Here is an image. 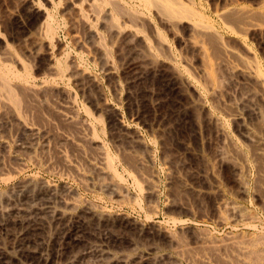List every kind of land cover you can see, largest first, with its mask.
<instances>
[{"label": "rangeland", "instance_id": "374dc122", "mask_svg": "<svg viewBox=\"0 0 264 264\" xmlns=\"http://www.w3.org/2000/svg\"><path fill=\"white\" fill-rule=\"evenodd\" d=\"M78 1L0 0V70L15 68L16 74L29 72L31 78V84L10 81L11 87L19 85L12 87L19 97L17 106L3 104L0 98V224L7 227L0 231V264H151L156 259L157 264L248 263L242 246L254 239L264 249V157L256 155L255 144L243 140L241 122L229 118L235 113L227 108L233 78L215 68V96L201 89L204 107L200 109L177 75L202 82L205 78L200 73L207 62L203 64L199 52L187 44L183 29L168 30L156 21L164 38L163 47L158 48L146 28L135 30L120 20L124 24L119 22L116 34L112 21L105 26L111 16L106 19L99 14L97 21L91 8H77ZM197 1L218 28L222 23L214 13L230 2L264 15V0ZM45 10L54 19L53 34L43 24ZM262 18L257 22L261 27L251 30L244 42L264 72ZM221 35L227 47L239 46L229 32ZM145 38L158 56L155 63L143 58ZM4 46L11 51L8 57L1 51ZM50 67L55 76L49 75ZM205 82L200 84L206 89ZM17 109L20 114L15 113ZM240 112L246 124L264 135L257 118ZM209 115L226 135L225 150L232 155L228 161L217 157L220 143ZM93 132L96 135L91 136ZM98 150L113 159L118 180ZM61 155L67 158V166L61 165ZM235 160L247 165L244 192L239 189ZM227 205H239L240 214L232 218ZM72 228H80L79 239L63 234ZM202 242L209 246L203 247ZM206 246L208 254L201 257ZM213 247L218 253L212 252Z\"/></svg>", "mask_w": 264, "mask_h": 264}, {"label": "bare ground", "instance_id": "6f19581e", "mask_svg": "<svg viewBox=\"0 0 264 264\" xmlns=\"http://www.w3.org/2000/svg\"><path fill=\"white\" fill-rule=\"evenodd\" d=\"M29 1V0H28ZM75 1V0H74ZM197 1V0H196ZM195 0H79V7L77 8H82V6L86 5L87 7L91 8V10L93 11V13H95L94 15H96V20L98 21V16H101L99 14H102L103 16H106V19H107V16H111L110 20L109 21H105L107 22H104L103 19L100 20L103 21V23L105 24V26L108 24H110V22L112 21L115 25V28H113L114 30H118L116 32V34H119L120 33V28L118 27V24L120 22V20H123L125 22H127L129 24V26L131 27H134V28H140L139 31H141V29H144L146 28L147 31L151 34V36L153 35V38L156 39V42H157V45H158V48H162L163 45H164V38H163V35L162 33H160L158 27L155 26V22L157 21L158 23L160 22L164 27L166 26L168 28V30H176L177 28H181L183 29V32L188 35V43L190 48L192 49H196L197 52H199V54L201 55L200 57L202 58L201 61H203V64H205L204 62H207V68L204 66L205 69H201V73L205 80H202V82L200 81H196L194 79H192L191 77H189L190 75L188 76H185L183 75L182 73H178V78L181 82V85L183 86V88L185 89V91L188 93L187 95L190 96V99H192V103L194 105H196L197 107H199L200 109L204 107V101L202 99V94H201V89L203 90H206L207 91H210L214 94L215 96V93H216V90L214 89V87L216 86L217 87V83L215 84L216 81H214V79L216 80L217 77L214 78L215 76V68L218 70L220 69H223L226 74V76H231L233 78V88H232V97H231V93H229V96L232 98L229 101H226L227 103H225V105L227 104V108H232L234 109L235 113L232 115V117L230 116L229 118H233L234 120H238L239 123L241 122L240 124V128H241V132H242V138L245 142H247L248 144L249 143H252V144H255L257 146L256 148V155H259V156H262L264 157V135L262 133H259L255 130V128H253L252 126H249L248 124H246V121H244V117L242 115V113L240 111H244V112H248L250 113L252 116H254L255 118H257V120L260 121L261 125L264 126V72H263V69L261 68L259 62L256 61V59H254L253 57H251V54L249 53V50L246 49V46H245V42H244V38L246 37V35H248V33L251 31V30H257L259 29L258 27L261 25L258 24L257 22L259 20H261L262 17H264V15L262 14L261 17L260 15L258 16V14H256L257 10H255L256 13L251 12L250 10H247L246 8L244 7H240V6H236L234 4H231L228 3V4H225L223 5L222 9L218 12H215L214 14L217 16L218 20L221 21L222 23V28H218L214 22L211 20L210 21V18L208 19L207 16H205L204 14V10L202 11L201 8H202V5L200 3V5L198 6V1L196 2ZM33 2V1H32ZM31 2V3H32ZM200 2V1H199ZM34 3V2H33ZM71 4V3H70ZM36 3L33 4V7L36 8ZM58 5V4H57ZM31 6V5H30ZM38 6V5H37ZM39 8V7H38ZM37 8V9H38ZM42 8V7H40ZM30 9V8H29ZM46 9V8H45ZM55 9V7H54ZM203 9V8H202ZM78 10V9H77ZM82 10V9H81ZM87 10V9H86ZM38 11V10H37ZM90 11V14L91 12ZM46 12V10L44 11ZM260 11H258L259 13ZM53 13V12H52ZM78 13V12H77ZM256 14L259 19H257V16L254 15ZM47 15H44V19L46 18V23H43L46 25L48 31L52 32L53 28V24H54V19L51 17V15L49 13L46 12ZM82 14V13H81ZM254 16L256 18H254ZM82 17V16H81ZM93 17V16H92ZM80 18V17H79ZM104 18V17H103ZM254 18V19H253ZM101 19V18H99ZM112 19V20H111ZM264 18H262V21H263ZM43 20V19H42ZM85 20V19H84ZM41 21V20H40ZM96 21V22H97ZM42 22H45L44 20ZM41 22V23H42ZM39 23V22H38ZM56 23V22H55ZM85 23V22H84ZM122 23V22H120ZM40 24V23H39ZM112 24H110L109 26H111ZM124 24V22L122 23ZM157 25V24H156ZM102 26V25H101ZM108 26V25H107ZM108 26V27H109ZM38 27H41V26H38ZM44 27V25L42 26ZM54 27V26H53ZM92 27V26H91ZM114 27V26H113ZM122 27V26H120ZM88 28V27H86ZM104 28V27H103ZM126 28V27H125ZM135 29V30H138V29ZM166 28V29H167ZM38 29V28H37ZM44 31L46 30L47 32V29L46 28H43ZM96 29V28H95ZM111 29V28H110ZM108 28V31L110 30ZM111 29V30H113ZM134 30V31H135ZM42 30L43 33L45 34H48L50 35L48 32H44ZM56 31V30H55ZM229 32L230 34H232L233 36H235L237 38V41H238V45L237 48H231V47H227V45L224 43L223 41V37L221 35L222 32ZM94 32V31H93ZM111 32V31H110ZM122 32V30H121ZM137 32V31H136ZM176 32V31H174ZM181 32V31H180ZM39 33V32H38ZM54 33V31L52 32V34ZM109 33V32H108ZM113 33V32H112ZM131 34V33H130ZM135 34V33H134ZM141 34H143L141 32ZM177 34V33H176ZM253 34V33H252ZM40 35V34H39ZM42 35V34H41ZM40 35V36H41ZM139 35V34H138ZM119 36V35H118ZM136 36V35H135ZM176 36V35H175ZM230 36V35H229ZM47 37V36H46ZM51 37V36H49ZM53 37V35H52ZM97 37V35H96ZM137 37V36H136ZM145 37V36H144ZM175 38V37H174ZM53 39V38H52ZM131 39V38H130ZM48 41L51 40V38L47 39ZM148 40L147 38L144 39V59L146 61H148L149 63H155L157 61V57L154 53H152L151 51V48H150V44H149V41H146ZM51 42V41H50ZM49 42V43H50ZM148 42V43H147ZM187 42V41H186ZM226 42V41H225ZM231 42V41H230ZM236 42V41H235ZM101 43V42H100ZM51 44V43H50ZM4 45V44H3ZM48 45V44H47ZM167 45V44H165ZM102 46V45H101ZM54 47V46H53ZM236 47V45L234 46ZM51 48V47H50ZM52 49V48H51ZM51 49H50V54L52 53L51 52ZM103 49V48H102ZM163 50V49H162ZM165 50V49H164ZM3 51L2 53L4 55H6V57H8V55L10 54L9 51H8V47L4 46L3 47ZM48 51V50H47ZM11 52V51H10ZM141 52V51H140ZM162 52V51H160ZM48 53V52H47ZM46 53V54H47ZM48 53V54H49ZM142 54V53H141ZM2 55V54H1ZM104 55V54H103ZM49 56V55H48ZM66 56V55H65ZM64 56V57H65ZM107 56V55H106ZM13 57V55H12ZM108 57V56H107ZM8 59V58H7ZM64 59V58H63ZM67 57H65L64 60H66ZM10 60V59H9ZM171 60V59H170ZM14 61V59H13ZM57 61V60H56ZM7 62V61H6ZM59 62V61H57ZM74 62V61H73ZM5 63V62H4ZM13 63V62H12ZM51 63V62H50ZM49 63V64H50ZM67 63V62H66ZM65 63V65H67ZM8 64V63H7ZM56 64V63H55ZM58 64V63H57ZM56 64V66H57ZM60 64V63H59ZM59 64H58V67H59ZM3 65V64H2ZM5 66V65H3ZM10 66V65H9ZM51 66V65H49ZM8 67V66H6ZM22 67V66H21ZM48 67V65H47ZM53 67V66H52ZM56 67V68H58ZM64 67H67V66H64ZM72 67V66H71ZM28 68V67H27ZM68 68V67H67ZM66 68V69H67ZM75 68V69H74ZM2 69H4L2 67ZM12 69H15V68H12ZM12 69H10L9 67L4 69V70H0V91L6 95V100L3 98V96H1L0 94V98H2V100L0 99V101L4 102V101H7L6 103H11L9 105H12V106H17L19 103V97H16V94L14 93V89L15 88H12V87H17L19 85H16L15 84L11 87V82L12 80H17L21 83H25V84H31V78H30V75L26 72L25 74L23 75H19V73H15L12 71ZM25 71V68H21ZM47 69V68H46ZM64 68V71L66 70ZM59 70V69H58ZM61 70V69H60ZM76 73L78 74H81L79 73L77 70L78 68L74 67L73 66V69ZM174 70L176 71V68H174ZM222 70V71H223ZM48 71V70H46ZM52 71L51 67H50V72ZM56 71V69H55ZM67 71V70H66ZM65 71V73H66ZM178 71V70H177ZM176 71V73H177ZM57 72V71H56ZM182 72V71H181ZM184 72V71H183ZM23 73V71H22ZM49 73V72H48ZM64 73V72H63ZM64 73V74H65ZM54 74V72H53ZM52 72L51 74H49L50 76L53 75ZM59 74H61V72H59ZM67 74V73H66ZM74 74V73H73ZM224 74V73H222ZM44 75H47V74H44ZM58 77V74H56ZM63 74H61L62 76ZM219 75V74H218ZM221 75V74H220ZM50 76H48L49 78H51ZM55 76V74L53 75ZM78 76V75H77ZM80 76V75H79ZM78 76V77H79ZM82 76V74H81ZM224 76V75H223ZM75 77V75H74ZM219 77V76H218ZM230 78V77H228ZM33 79V78H32ZM54 79H57V78H54ZM60 79V78H58ZM65 79V78H64ZM221 79V77H220ZM53 80V79H52ZM62 80V79H61ZM44 81V80H43ZM205 82L207 88L205 89V85L204 87H202L203 85V82ZM16 82V81H15ZM202 83V85L200 83ZM42 84H44L42 82ZM24 85V84H23ZM45 85V84H44ZM48 85V84H46ZM54 85V84H53ZM215 85V86H214ZM32 86V85H31ZM36 86V84H35ZM33 87V86H32ZM46 87V86H45ZM19 88V87H18ZM17 88V89H18ZM21 88V86H20ZM25 89V91L27 90L26 89V86L23 87ZM28 88V87H27ZM31 89L28 88V90ZM35 89V87H34ZM49 89V88H48ZM16 90V89H15ZM27 90V91H28ZM38 90V89H37ZM44 90V89H43ZM24 91V92H25ZM16 92V91H15ZM18 92L20 93V89H18ZM23 92V90H22ZM21 92V93H22ZM23 92V93H24ZM29 92L32 93V91L29 90ZM28 92V93H29ZM35 92V91H33ZM231 92V91H230ZM26 93V92H25ZM36 93V92H35ZM218 93V92H217ZM27 94V93H26ZM211 94V93H210ZM18 95V94H17ZM20 95V94H19ZM31 95V94H30ZM32 95H34L32 93ZM35 96V95H34ZM33 96V98H34ZM71 96V95H70ZM69 96V97H70ZM20 97H25L23 94L20 95ZM28 97V95H27ZM36 97V96H35ZM68 97V98H69ZM22 98V100H24ZM230 98H228L227 100H229ZM21 100V102H22ZM68 100V99H67ZM35 101V100H34ZM216 101V100H215ZM219 100H217L218 102ZM20 102V105H22ZM73 102V101H72ZM45 103V102H43ZM5 104V102L3 103ZM23 104H26V103H23ZM31 105V104H30ZM35 105V104H34ZM5 106V105H4ZM11 106V108H12ZM67 106V105H66ZM217 106V104H216ZM224 106V105H223ZM230 106V107H229ZM25 108V107H24ZM46 108V106H45ZM50 108V107H49ZM67 108V107H66ZM69 108V107H68ZM198 108V109H199ZM221 108V107H220ZM224 108V107H223ZM226 108V107H225ZM6 109H8L6 107ZM13 109V108H12ZM11 109V111H12ZM34 109V108H33ZM75 109V108H74ZM10 110V109H9ZM72 110V109H71ZM10 111V112H11ZM14 111V109H13ZM17 113V111L19 112V109L15 110ZM228 111V110H227ZM230 111V109H229ZM233 111V110H232ZM46 112V111H45ZM68 112V111H67ZM71 112V111H70ZM4 113V112H3ZM25 113V112H24ZM224 113V112H223ZM20 114V112H19ZM18 114V115H19ZM36 114V113H35ZM61 114L62 116V113H59ZM228 114V113H227ZM16 115V114H15ZM27 115V114H26ZM32 115V114H31ZM68 115V114H67ZM74 115V113H73ZM76 115V114H75ZM89 115V114H88ZM25 116V115H24ZM60 116V115H59ZM66 116V115H65ZM65 116H63V118H66ZM90 116V115H89ZM199 116V115H198ZM5 117V116H4ZM75 117V116H74ZM91 117V116H90ZM208 119H209V123H212L215 125V127L217 128V138L219 140V147L217 149V157H219L218 159L220 160H227V157H231L232 155H229L227 154L226 152V145H225V142L226 141V135L224 134V131H223V128L220 127V125H218L219 123L217 122V120L215 118H212L210 115L209 116H206ZM214 117V116H213ZM15 118V117H14ZM51 118V117H50ZM60 118V117H59ZM228 118V119H229ZM249 118V117H248ZM28 119V118H27ZM31 119V118H30ZM71 119V118H70ZM93 119V118H91ZM232 119V120H233ZM251 119V118H250ZM51 120V119H50ZM65 120V119H64ZM25 121V120H24ZM67 121V120H65ZM73 121V120H72ZM46 122V121H45ZM17 123V122H16ZM49 123V122H48ZM68 123V122H67ZM70 123V122H69ZM87 123V122H86ZM47 124V122H46ZM64 124V123H63ZM66 124V122H65ZM79 124V122H78ZM77 124V125H78ZM229 124V123H228ZM22 125V124H21ZM43 125V124H42ZM54 125V124H53ZM222 125V124H221ZM258 125V124H257ZM55 126V125H54ZM81 126V125H79ZM51 127V126H50ZM77 127V126H76ZM82 127V126H81ZM54 128V127H53ZM52 128V129H53ZM29 129V128H28ZM257 129V128H256ZM92 130V129H91ZM31 131V130H29ZM35 131V130H34ZM33 131V132H34ZM94 131V130H93ZM262 132V131H260ZM54 133V132H53ZM85 133V132H84ZM83 133V134H84ZM264 133V132H263ZM94 132L93 134H90L91 136L93 135L94 136ZM33 135V134H32ZM96 135V134H95ZM34 136V135H33ZM69 136V135H68ZM89 136V135H88ZM216 136V134H215ZM36 137V136H34ZM85 137V136H84ZM61 138V137H60ZM59 138V139H60ZM92 138V137H91ZM63 139V138H62ZM93 139V138H92ZM229 140V139H228ZM230 141V140H229ZM64 142V141H63ZM83 142V140H82ZM67 143V142H66ZM233 143V142H232ZM135 145V144H133ZM250 145V144H249ZM91 146V145H90ZM89 146V147H90ZM86 147V145H85ZM98 147V146H97ZM33 148V147H32ZM92 147H90L91 149ZM237 148V147H236ZM97 149H100V148H97ZM108 149V148H107ZM144 149V148H143ZM83 150V149H82ZM93 150V149H92ZM96 150V149H95ZM99 151V150H98ZM102 152V148L100 150ZM99 151V153L104 156V158H106L105 160V164H107L109 167H112L113 170H109V171H113L112 173L115 174L117 180H118V174L117 172L115 171V168H113L112 164V160L108 154H106L107 152H105L104 154L101 153ZM229 153V152H228ZM99 154V155H100ZM99 155L97 158H99ZM100 155V156H101ZM229 155V156H228ZM244 155V154H242ZM249 156V155H248ZM253 156V155H252ZM57 157V156H56ZM88 157V156H87ZM94 158V157H92ZM103 158V157H102ZM50 159V158H49ZM59 159V158H58ZM60 161L62 162L61 165L63 166H67L68 165V161H67V158H65V156H60ZM83 159V158H82ZM101 159V157H100ZM149 159V158H148ZM243 159V158H242ZM99 160V159H98ZM260 160V159H259ZM94 161V160H93ZM103 161V160H102ZM228 161V160H227ZM109 164H108V163ZM139 162V161H138ZM137 162V163H138ZM143 162V161H142ZM149 162V161H148ZM247 162V161H245ZM100 163V162H99ZM102 163V162H101ZM39 165V164H38ZM262 165V164H261ZM102 166V165H100ZM107 166V168H109ZM90 167L92 168V166L90 165ZM94 167V166H93ZM116 167V166H114ZM143 167V166H142ZM234 169H235V173L237 175V179L239 181V189H240V192H244V185L246 184H243V178H244V174H245V170H246V167L247 165L245 166V163L243 160H241L240 162H234ZM64 168V167H63ZM88 168V167H87ZM90 168V169H91ZM104 168V167H103ZM144 168V167H143ZM106 169V168H105ZM104 169V170H105ZM73 170V169H72ZM77 170V169H76ZM138 170V169H137ZM147 170V169H146ZM21 171V170H20ZM90 171V170H88ZM99 171V170H98ZM75 172V171H74ZM86 172V171H85ZM149 172V171H148ZM147 172V173H148ZM17 173V172H16ZM89 173V172H88ZM97 173V172H96ZM101 173V172H100ZM76 174V173H75ZM112 174V175H114ZM108 175V174H106ZM129 175V174H128ZM114 176V177H115ZM131 176V175H130ZM152 176V175H151ZM78 177V176H77ZM109 177V176H108ZM120 177V176H119ZM129 177V176H128ZM149 177V175H148ZM105 178V177H103ZM152 178V177H151ZM99 179V178H98ZM119 179H122L121 177ZM102 180V179H101ZM109 180L111 181V178H109ZM108 180V181H109ZM153 180V178H152ZM79 181V180H78ZM81 181V180H80ZM87 181V180H86ZM113 181V180H112ZM120 181V180H119ZM138 182V181H137ZM35 183V182H34ZM39 183V182H38ZM98 183V182H97ZM101 183V182H100ZM109 182H106V179H105V183L104 185H107ZM115 183V182H113ZM37 184V182H36ZM83 184V183H82ZM93 184V183H92ZM152 184V183H151ZM150 184V186H151ZM28 185V184H27ZM41 185V184H39ZM117 186V183L115 184ZM135 185V184H134ZM83 186V185H82ZM98 186V185H97ZM102 188H103V184H101ZM109 186V185H108ZM107 186V187H108ZM141 186V185H140ZM143 186V185H142ZM153 186V185H152ZM151 186V187H152ZM31 187V186H29ZM42 187V186H41ZM106 187V186H105ZM106 187V189H107ZM114 188V186H112ZM110 187V188H112ZM136 187V186H135ZM150 187V190L151 192H153V188L151 189ZM33 188V186H32ZM31 188V189H32ZM53 188V187H52ZM117 188V187H116ZM120 188H122L121 186L119 187V190L118 188L116 190L120 191ZM47 189V188H46ZM49 189V188H48ZM52 190V189H51ZM122 190V189H121ZM138 190V189H137ZM143 190V189H142ZM178 190V189H177ZM246 190V189H245ZM30 191V190H29ZM115 191V190H114ZM123 191V190H122ZM125 191V190H124ZM117 192V191H116ZM37 193V192H36ZM5 194V193H4ZM51 194V193H50ZM123 194V193H122ZM125 194V192H124ZM151 194V193H150ZM10 195V194H9ZM53 196V195H52ZM51 196V197H52ZM49 197V195H48ZM18 199V198H17ZM32 199V198H31ZM126 200V199H125ZM7 201V200H6ZM76 201V200H75ZM127 202V201H126ZM136 202V201H135ZM64 203V202H63ZM65 204V203H64ZM71 204V203H70ZM135 204H138V203H135ZM72 205V204H71ZM236 205V204H235ZM90 206V204H89ZM136 206V205H135ZM239 206V205H238ZM238 206H232V205H227V212H229L231 215H232V218L233 217H236L238 216L239 213V210H238ZM70 207V206H69ZM73 207V206H72ZM137 207H139L137 205ZM60 208V207H59ZM64 208V207H63ZM66 208V207H65ZM64 208V209H65ZM68 208V207H67ZM91 208V207H90ZM94 208V207H93ZM61 209V208H60ZM58 209V210H60ZM76 209V208H75ZM74 209V210H75ZM89 209V208H88ZM49 210V208H48ZM52 210V208H51ZM57 209L53 210V212H55ZM62 210V209H61ZM67 210V209H66ZM87 210V209H86ZM226 210V209H225ZM73 211V210H72ZM88 211V210H87ZM47 212V211H46ZM45 212V213H46ZM61 214L60 215H64L65 214V211H60ZM78 212V211H77ZM92 212V211H91ZM48 214V212L46 213ZM53 214V213H52ZM55 214V213H54ZM53 214V215H54ZM93 214V213H92ZM243 214V213H242ZM43 215V214H42ZM45 215V214H44ZM43 215V216H44ZM59 215V217H60ZM74 215V214H72ZM48 216V215H47ZM46 216V217H47ZM66 216V215H65ZM68 216V215H67ZM75 216V215H74ZM79 216V215H78ZM92 216V215H91ZM96 216V215H95ZM100 216V215H99ZM248 216V215H247ZM55 217V216H54ZM62 217V216H61ZM60 217V218H61ZM71 217V216H70ZM84 217V216H82ZM110 217V216H109ZM22 218V217H21ZM27 218V216H26ZM35 218V217H34ZM40 218V217H38ZM241 218V217H240ZM30 219V218H28ZM53 219V218H52ZM69 219V218H68ZM67 219V220H68ZM79 219V218H78ZM84 219V218H82ZM80 219V220H82ZM86 219V218H85ZM96 219V218H95ZM35 220V219H34ZM66 220V219H65ZM77 220V219H76ZM246 220V219H245ZM249 220V219H248ZM30 221V220H29ZM37 221V220H36ZM50 221V220H49ZM222 221V220H221ZM23 222H24V218H23ZM27 222V221H26ZM83 222V220H82ZM21 224V221L19 222ZM34 223V222H33ZM92 223V222H91ZM37 224V222H36ZM74 224V223H73ZM81 224V223H80ZM85 224V223H84ZM77 225V224H76ZM99 225V224H97ZM27 226V225H26ZM72 226V225H71ZM78 226V225H77ZM31 227V226H30ZM81 227V226H80ZM86 227V226H85ZM7 227L5 224H0V231H4L6 230ZM80 228H72V229H67L66 233L63 232V234H65V237L67 239H77L80 235ZM82 229V228H81ZM22 231V230H21ZM85 231V230H84ZM84 231H81V232H84ZM87 231V229H86ZM174 236V235H173ZM172 236V237H173ZM257 236V235H256ZM82 237V236H81ZM16 238L19 239V237L17 236ZM255 238V237H254ZM259 238V237H258ZM79 239V238H78ZM81 239V238H80ZM22 240V239H21ZM19 239V246H22V241ZM174 240V239H172ZM252 240V239H251ZM262 240V239H261ZM263 241V240H262ZM204 245L205 242H202ZM236 243V242H235ZM213 244H216V243H213ZM241 244V243H240ZM245 244V243H244ZM260 242L259 241H250L248 242L245 247L242 246L243 248L242 249H245V252L246 254H244L246 259H250L252 260L251 264H264V249H262L261 247H259L260 245ZM205 245H208V244H205ZM205 245L203 247H205ZM264 245V244H263ZM26 246V245H25ZM24 246V247H25ZM209 246V245H208ZM206 246V254L204 255V253L201 252V254L203 255H200L201 257L203 256H206L208 253L207 251V247ZM214 246V245H213ZM218 246V245H217ZM217 246L215 248H217ZM239 246V245H238ZM202 247V248H203ZM212 247V246H211ZM214 248V247H213ZM211 248V249H213ZM213 249V253L214 252H217V249H220V248H217V249ZM209 249V248H208ZM203 250L205 251V248H203ZM216 250V251H215ZM189 251V250H188ZM234 251V250H233ZM238 251V250H237ZM240 251V249H239ZM242 251V250H241ZM221 252V251H220ZM219 252V254H220ZM188 253V252H187ZM199 253V252H198ZM212 253V255H213ZM216 253V255H217ZM186 254V253H185ZM218 254V255H219ZM97 255V254H96ZM210 255V254H209ZM242 255V254H241ZM193 256V255H192ZM215 256V254H214ZM213 256V257H214ZM100 257V256H99ZM108 257V256H107ZM238 257V255L236 256V258ZM241 257V256H240ZM114 258V257H113ZM217 258V257H216ZM235 258V259H236ZM239 258V257H238ZM106 259V258H105ZM110 259V258H109ZM181 259V258H180ZM202 259V258H201ZM215 259V257L213 258ZM234 259V260H235ZM73 260V259H72ZM121 261V259H117V261ZM140 260V259H139ZM160 260V258H159ZM199 260V258H198ZM239 260V259H238ZM242 259H240L239 261H241ZM249 260V261H250ZM200 261V260H199ZM236 261V260H235ZM245 261V260H244ZM244 261L242 260L241 263L240 262H237V264H242L244 263ZM248 261V263H244V264H250ZM124 262V261H123ZM157 259L151 263V264H157ZM203 262V261H201ZM214 262V260H213ZM224 262V261H223ZM233 262V260L231 261ZM246 262V261H245ZM127 263V262H126ZM125 263V264H126ZM205 264H209L208 262H204ZM235 263V264H236ZM194 264H196V262H194ZM220 264V263H219ZM224 264H228V262H225ZM230 264H233V263H230Z\"/></svg>", "mask_w": 264, "mask_h": 264}]
</instances>
